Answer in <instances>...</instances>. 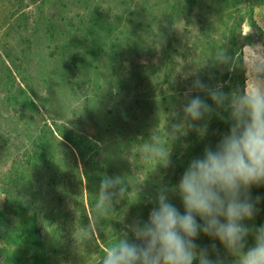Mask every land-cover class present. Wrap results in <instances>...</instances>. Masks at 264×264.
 Returning a JSON list of instances; mask_svg holds the SVG:
<instances>
[{"label":"rangeland","instance_id":"obj_1","mask_svg":"<svg viewBox=\"0 0 264 264\" xmlns=\"http://www.w3.org/2000/svg\"><path fill=\"white\" fill-rule=\"evenodd\" d=\"M175 1L0 0V220L5 174L13 164L26 162L46 125L52 130L64 126L83 136L104 174L119 175L129 185L124 225L136 218L146 220L149 200L161 183H178L190 159L202 155L200 148L187 147L192 136L187 131L172 144V166L154 171L156 165L139 159L143 146L155 136L170 147L167 133L179 124L173 117L181 112L193 74L212 78L219 67L213 58L226 42L213 23L223 8L218 0L189 1L186 16L174 17ZM225 1L223 28L241 23L246 38H236L234 46L237 89L246 83L239 62L250 63L264 50L259 40L264 0ZM204 21L212 22L216 43L211 47L198 42ZM167 33L173 47L165 52ZM159 65H166L161 72ZM222 128L221 133L227 131V125ZM214 137L202 142L213 143ZM53 169L60 183L53 191L43 186L47 206L38 215L37 229L43 236L39 257L26 243L0 239V264H95L98 249L73 251V235L79 232L75 205H88V194L80 195L87 184L84 164L69 147L59 146ZM253 194L264 196V187L254 188ZM173 202L181 207L177 198ZM260 207L255 222L264 224V201ZM198 242L210 241L201 236Z\"/></svg>","mask_w":264,"mask_h":264},{"label":"clouds","instance_id":"obj_2","mask_svg":"<svg viewBox=\"0 0 264 264\" xmlns=\"http://www.w3.org/2000/svg\"><path fill=\"white\" fill-rule=\"evenodd\" d=\"M212 63L236 67L237 62L225 48ZM239 67L246 83L230 92L221 82L212 85L193 74L182 120L167 133L170 147L155 136L143 146L139 159L156 165L154 171L172 166V144L187 131L203 140L214 113L227 114L221 115L227 131L190 159L178 183H161L149 200L147 219L126 224L123 236L104 250L101 264H264V224L255 222L264 196L253 194L254 188L264 187V50L250 63L241 60ZM128 187L121 176L105 175L94 218L106 216ZM92 235L88 230L76 232L73 251L78 254ZM201 236L210 242L199 243Z\"/></svg>","mask_w":264,"mask_h":264},{"label":"trees","instance_id":"obj_3","mask_svg":"<svg viewBox=\"0 0 264 264\" xmlns=\"http://www.w3.org/2000/svg\"><path fill=\"white\" fill-rule=\"evenodd\" d=\"M189 1H196L195 3L198 4L204 0H176L174 3L175 5L171 8V11L175 12L174 17L179 13H181V16H183V13L187 12L185 4H187ZM218 1L223 5V8L218 12L219 18L213 23L220 26L219 32H221V35L223 36L222 40H226V42L223 43V46L218 48V53H221L220 50L224 47V49L226 48L228 53L231 54L234 59H236V52L234 50L236 38L246 40L241 30L242 24L239 23L236 25H228L226 28L225 26L223 28L225 20H222L221 17L224 16L225 9H228V5L226 4L225 0ZM250 9L253 8H249V10ZM172 15L173 14H171V16ZM250 15V18L252 19V14ZM207 23L208 21L201 22V29L199 31L201 36L198 42L201 43L200 46L211 47L212 44H215L216 42H213L214 37L211 36V32H213V30L210 28L212 22L209 24ZM166 35H168V42L166 44L164 43V48L168 43H171L169 40V34L167 33ZM259 40L264 46V33L262 31L259 33ZM170 46L171 45L168 44L164 51L166 52L167 49H171L173 47ZM164 66L159 65L157 72L163 71ZM232 68L233 67L220 65L217 70L213 72L214 76L212 78V75L206 76L203 80L212 85H215L217 82L223 83L224 91L226 92L236 90L235 87L237 86L233 78ZM192 94L204 96V93L194 92ZM186 99L184 100V103H186ZM208 102L211 103V100ZM221 115L226 116L227 114H213L210 121L208 134L206 138L203 139L207 140L209 137L217 135V137H214L215 139L212 140L213 143L210 142L213 145L217 142L216 139L219 138L221 129H223V125L226 126V124L221 119ZM182 117L183 113L181 111L180 113L174 115L173 122L177 121L180 123ZM55 126V131L52 130L49 125L43 126L40 132V137L36 138L32 143L33 148L31 150L33 151L34 149V152L27 155V160L25 163L13 164L12 167H10V170L5 174V185L2 189L3 195L5 196V209L4 217L2 220H0V239L14 243H26L29 249L33 248L35 257H39V251L42 250L41 246L43 236L40 228L37 229L38 215H40V211H42L43 207L45 208L47 206L42 200V192L45 191L43 186L46 189L53 187L51 189L53 191L55 186L59 185L60 182L57 185V174H54L53 169L55 152L56 148L59 146H67L72 151V153L82 161L86 169V172L84 173L85 179L87 180L86 187H84L86 189L83 188L82 192H80V195H83L84 193L88 194V205L86 206L83 202L76 203L75 211L79 214V217L76 221V226L79 231L88 230L93 234L92 237L87 241L86 247L98 249V257L96 260L94 259L93 262H95V264H101V260L104 256V250L116 243L117 240L123 236L122 231L125 230V225L122 222V216L125 209L129 207L130 202L128 200V196L124 194V196L114 204V208L109 210L106 216L98 220L94 218V206L96 200L98 199L99 193L98 183H100V180L105 178V174L101 168V165L94 160L96 159V154L91 153L93 150L87 145V143H85L83 136L69 131L64 126ZM188 135H192L188 140L185 139V142L186 140L188 142L187 147L189 149H192L193 146L196 151L198 148H200L201 151L205 145L208 144L206 142H202L195 131H189ZM45 176L46 179L44 182L43 177ZM81 185L83 186V184H80V186ZM87 208L90 209V217L92 218L93 222L89 217ZM93 226L98 232L97 234L95 233Z\"/></svg>","mask_w":264,"mask_h":264}]
</instances>
